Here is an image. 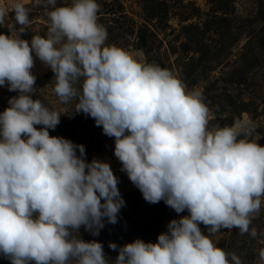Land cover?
I'll list each match as a JSON object with an SVG mask.
<instances>
[{"label": "clouds", "instance_id": "9594fccd", "mask_svg": "<svg viewBox=\"0 0 264 264\" xmlns=\"http://www.w3.org/2000/svg\"><path fill=\"white\" fill-rule=\"evenodd\" d=\"M35 6L50 24L46 38L29 41L22 38L30 27L23 0L0 4V25L11 33L0 34V87L19 93L0 113V254L11 264H109L102 243L80 238L79 229L98 236L105 218L117 223L125 203L108 162H88L82 144L49 134L61 113L33 99L35 56L54 73L59 101L76 100L75 113L115 139L121 171L143 198L188 212L155 243H109L118 249L114 264H242L210 237L233 228L258 235L250 225L264 197V146L239 138L251 135L252 122L209 130L201 92H186L169 70L106 45L96 0ZM9 12L15 23L6 25Z\"/></svg>", "mask_w": 264, "mask_h": 264}, {"label": "rangeland", "instance_id": "374dc122", "mask_svg": "<svg viewBox=\"0 0 264 264\" xmlns=\"http://www.w3.org/2000/svg\"><path fill=\"white\" fill-rule=\"evenodd\" d=\"M12 2L14 0H0L2 5ZM23 2L28 9L30 27L22 38L29 41L33 35L46 38L50 20L45 9L35 6V0ZM96 2L100 5L98 23L108 34L106 45L121 48L137 62L169 70L181 81L186 92H201L209 109V130L231 126L236 119L247 117L253 126L251 135L239 138L264 146V0ZM71 3L72 0H56L57 7ZM14 23L13 13L9 12L5 24ZM0 34L11 33L5 25H0ZM34 60L31 70L36 76L33 99L61 113L60 123L55 130L49 129V134L82 144L88 162L94 158L108 162L118 178L117 186L125 202L117 223H108L105 218V226L98 236L81 226L80 238L102 243L105 255L111 259L109 264H114L118 255V249H110L109 243L119 247L137 238L155 243L158 235L167 231L168 223L188 215L187 210L178 214L163 200L155 204L147 202L126 172L121 171V162L114 155L115 139L105 135L102 126H96L92 117L83 112L75 113L76 100L61 103L53 91L54 73L35 56ZM18 94L9 91L7 86L0 87V113L9 107V99ZM261 201L260 211L250 225V229L257 230L256 238L242 235L235 228L231 231L221 229L210 237L217 247L229 254L235 253L242 264H261L264 197ZM200 228L207 234L206 226L201 224ZM73 235L78 236V233L73 232ZM0 264H11V261L0 254Z\"/></svg>", "mask_w": 264, "mask_h": 264}]
</instances>
